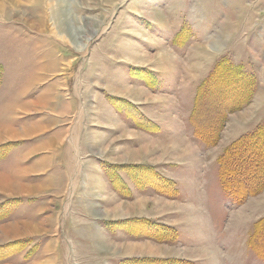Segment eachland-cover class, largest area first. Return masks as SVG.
Returning <instances> with one entry per match:
<instances>
[{
    "label": "rangeland",
    "instance_id": "obj_1",
    "mask_svg": "<svg viewBox=\"0 0 264 264\" xmlns=\"http://www.w3.org/2000/svg\"><path fill=\"white\" fill-rule=\"evenodd\" d=\"M14 1L0 22V130L20 136L0 141V264H264L249 247L264 190L234 203L217 164L246 141L232 180L251 189L264 170V0ZM39 9L54 15L47 33ZM224 62L240 74L197 94ZM179 144L186 159L169 152ZM143 145L157 148L129 157ZM149 178L156 192L138 190Z\"/></svg>",
    "mask_w": 264,
    "mask_h": 264
},
{
    "label": "trees",
    "instance_id": "obj_2",
    "mask_svg": "<svg viewBox=\"0 0 264 264\" xmlns=\"http://www.w3.org/2000/svg\"><path fill=\"white\" fill-rule=\"evenodd\" d=\"M224 65H220V66H217L214 68V70L209 74L208 78H206L204 81H202L200 83V86L199 88L197 89V94L200 93V90L201 88L206 85L208 86L207 84H209L211 81H213L217 74L218 73H221V74H226L230 77H236L238 74H240V71L239 69H235V68H230L228 66H226L225 62L223 63ZM231 83H228L226 84V87L227 88H231ZM205 87V86H204ZM245 90H248L250 91L249 88H246ZM244 91V90H243ZM243 91L242 93L238 96V97H241L243 95ZM194 118L196 117V113H194ZM219 126V125H218ZM217 126V127H218ZM200 128H197V131H196V137L199 141H201L202 143H204V145L208 146V147H212L216 144V141H217V134H215L214 132L217 133V130L214 129V130H211V132H213V134L209 135V136H202L201 135V131L199 130ZM256 136H262V132H258L256 134ZM255 137V136H254ZM246 139H248L246 137ZM247 145H252L251 143L249 142H246V141H240V142H234V144H232L230 146V149L225 151L223 154H221L220 156H218L217 158V164H218V182H219V185H220V188L223 192H225L230 198L231 200L236 203V204H242L244 202V200L247 198V197H254L260 193L263 192L264 190V170L260 171L259 172V177L257 179H255L254 182H252V186H251V189L250 188H247L246 185H248V181L249 179L246 178V177H242L240 178L241 180H232V177H237V176H240V174H238V169L235 168V166L233 165H230L229 162H232L234 159L236 160L240 154H241V151L238 152L236 154V150L237 149H243L244 146ZM234 148V149H233ZM260 156H262L260 153H259ZM263 157V160H264V156ZM133 166H131L130 169H133L132 168ZM114 168V167H113ZM117 168V167H115ZM135 169H137V167H134ZM122 169H125V170H129L131 171L129 168L127 167H121L119 170L122 171ZM112 172H113V169H112ZM110 172L108 176L110 182L113 180V179H117L118 177V174L117 176L115 175V173H112ZM254 172V171H253ZM252 172V174H254ZM155 176V172H153ZM141 174L139 173V176ZM150 176H152L150 174ZM132 179H134V172L131 171L130 173V176ZM111 184H114V183H111ZM115 187V189H117V187L113 186V188ZM138 188V190H143V191H155L156 192V185L154 183V181L149 178L148 182L145 181L144 185L143 186H136ZM3 209V208H2ZM3 212L4 214H7L8 213V207H6L5 209H3ZM2 214V213H1ZM2 215H0V218H1ZM109 227H110V224H109ZM252 228H253V231L251 232V237L253 236L252 240L249 242V247L255 251V253L257 254V256L262 259L264 261V252L263 250L260 251L259 248H258V245H256V241H255V235L259 233V228H264V216L259 218L257 221H255L252 225ZM129 233V232H128Z\"/></svg>",
    "mask_w": 264,
    "mask_h": 264
},
{
    "label": "bare ground",
    "instance_id": "obj_3",
    "mask_svg": "<svg viewBox=\"0 0 264 264\" xmlns=\"http://www.w3.org/2000/svg\"><path fill=\"white\" fill-rule=\"evenodd\" d=\"M26 1V0H25ZM28 1H31V0H28ZM32 1H34V0H32ZM36 2H37V0H36ZM61 4V3H60ZM7 7L8 8H10L11 10L8 12V10H7ZM68 8V7H67ZM19 8H18V5H17V3L14 1V0H0V22H3L4 20H7V19H11V13L12 12H14V13H17L19 10H18ZM7 10V11H6ZM42 10V11H41ZM48 10V9H47ZM44 13V10L43 9H39V12L37 13V11L36 12H34L33 14L34 15H32V16H36L37 18H41V21L43 22V24H41V26L42 27H39V28H37V33H47L48 32V30H47V28H45L44 27V23L47 21V20H50V21H52V19L54 18L53 16V14H51V12H47L46 14H43ZM155 13H157V12H155ZM40 14H43V15H40ZM157 14H159V13H157ZM13 15V14H12ZM155 15V14H154ZM24 18V17H23ZM49 18V19H48ZM51 18V19H50ZM158 18H160V16L158 17ZM40 21V22H41ZM50 24V23H49ZM48 24V25H49ZM67 24V23H66ZM72 24V23H71ZM32 25V24H31ZM96 26V25H95ZM88 28V27H87ZM86 29V28H85ZM87 30V29H86ZM85 30V31H86ZM68 31H69V37L71 36V35H73V33H74V31L70 28V26L68 27ZM52 32V31H51ZM92 32V35L94 34H96V30H92L91 31ZM49 34V33H48ZM86 34V33H85ZM90 34V33H89ZM4 35V34H3ZM92 35L91 36H89V37H87V39H86V41H88L90 38H92ZM67 36V37H68ZM61 38H63V37H61ZM68 40H69V42H71L70 44L71 45H73L74 46V48L76 47L78 50H84L85 48H86V43H82V44H80L79 42H78V40H77V38H73V39H71V38H68ZM164 53V55L166 54V56H168L167 55V51L166 52H163ZM160 56H162V55H160ZM145 58H147V56L145 55L144 56ZM159 58V57H158ZM162 58V57H161ZM160 58V59H161ZM167 58V57H166ZM163 59H164V57H163ZM167 60V59H166ZM163 61V60H162ZM166 62H169V61H166ZM38 78V74L37 75H35L33 78H32V80H35V79H37ZM128 89V88H127ZM119 93H130V94H136L135 93V91L132 89V90H130V89H128V92H125L124 90H117ZM118 93V94H119ZM129 94V95H130ZM127 95V94H126ZM221 96V95H220ZM112 98V97H111ZM221 99V98H220ZM80 112V114H81V111H79ZM80 114H78L79 116H80ZM244 119V118H243ZM3 129V128H2ZM38 131H40L41 129H37ZM37 131V132H38ZM41 132H42V130H41ZM34 133V132H33ZM25 134V133H24ZM20 135H19V133L18 132H15V130L13 131L12 129H10V128H8L7 130H0V141L1 140H3V138L4 139H13V138H17V137H19ZM61 143V142H60ZM178 143H181V142H178ZM151 144V143H150ZM173 145H175V144H173ZM183 145V144H182ZM177 146V145H176ZM178 146H181L180 144L178 145ZM170 147V151H169V149H165V151L166 152H164V153H168V151L169 152H173L174 153V151L176 150H178L179 152H180V154H181V158H185L186 159V157H188V155H189V153L187 154V151H186V148L185 147H183V146H181V150H180V148L179 149H175L176 147H174V148H171V145L169 146ZM153 148H154V150H155V148H157V147H155V146H145V145H143L142 147H141V149H140V151H138V152H134V153H130V155H129V157H138L139 155H145V154H150L151 152H153L154 150H153ZM164 149V148H163ZM178 153V152H177ZM177 153H176V155H177ZM179 154V155H180ZM177 157H179L178 155H177ZM176 157V158H177ZM179 157V158H180ZM117 159V158H116ZM116 159H114V160H116ZM122 160V159H121ZM90 178L92 179V177L90 176ZM95 181V180H94ZM10 185L8 184V182L7 181H1V183H0V187H2V189H4V190H8L7 188L9 187ZM9 189H11V188H9ZM31 189H33V188H31ZM31 189H30V191H31ZM123 189V188H122ZM29 190V189H28ZM102 191V190H101ZM106 191V190H105ZM33 191H31V192H29V193H32ZM97 192V191H96ZM23 193H28V192H23ZM101 193V192H100ZM104 193V192H103ZM144 202V201H143ZM137 204H135L133 207H137L138 209H143V205L140 203V201L139 202H136ZM125 206L123 205V204H118L117 206H116V208H115V210H120L121 208H124ZM131 207V206H130ZM104 243V242H103ZM125 248H123L122 250H123V253H130V252H132V251H136L137 250V248H140V247H138V246H135V244H128V245H126V246H124ZM144 247H148L149 248V246H144ZM116 249V248H115ZM149 251H151V252H153L154 250L152 249V248H150V249H148Z\"/></svg>",
    "mask_w": 264,
    "mask_h": 264
}]
</instances>
